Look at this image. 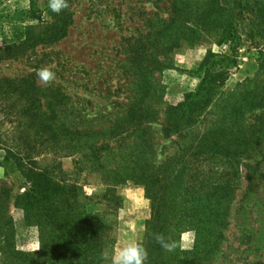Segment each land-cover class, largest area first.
Here are the masks:
<instances>
[{"label":"rangeland","instance_id":"rangeland-1","mask_svg":"<svg viewBox=\"0 0 264 264\" xmlns=\"http://www.w3.org/2000/svg\"><path fill=\"white\" fill-rule=\"evenodd\" d=\"M68 2L0 0V264H264V0ZM15 160L76 194L37 203Z\"/></svg>","mask_w":264,"mask_h":264},{"label":"trees","instance_id":"trees-1","mask_svg":"<svg viewBox=\"0 0 264 264\" xmlns=\"http://www.w3.org/2000/svg\"><path fill=\"white\" fill-rule=\"evenodd\" d=\"M243 11H244V8L241 6L240 11L238 12L239 16L243 15ZM228 56H229L228 54H223V55L219 56V59L221 60V62H223ZM209 73H210V71H205V73L203 74V76L201 78V82L199 83L195 93L194 94L190 93L187 96L186 101L182 100L179 103L178 110H180L182 108L181 111L184 112L187 109V107H191L194 105V95L198 96L200 94V91L208 83ZM189 97H191V99H189ZM179 117H180V115L178 116V118ZM181 117L183 118V116H181ZM7 153H11V152L9 150H7ZM15 163H16L15 165L19 167L22 176H24V178L27 180V182L29 184V188H28V191L26 194L28 196H30L31 198L37 200V203H43L44 206L51 203L50 198H51L52 191H57L59 194H68V193H71L73 195L76 194L74 186H72V185L60 186L58 183L53 182L44 173L35 170V168H33L30 164H29V166H25L19 160H15ZM59 197H60V195H59ZM62 200H64V199H62ZM47 209H49V208H47ZM54 211L59 212V209L57 208ZM54 211L51 210V215L49 216L51 224H53V225L55 224L57 226L62 224L63 228H65L64 229L65 231L72 232V233H80L81 239L83 238V241L86 240V238H88L91 233H93L92 237H97L96 231L93 232V230H91V228H90L91 226H84L86 223L85 222L86 218H88V216H86V214L78 217L77 218L78 222H77L76 219L69 218L68 215L64 214L63 212H59L58 214H55ZM79 222H81V224Z\"/></svg>","mask_w":264,"mask_h":264},{"label":"clouds","instance_id":"clouds-1","mask_svg":"<svg viewBox=\"0 0 264 264\" xmlns=\"http://www.w3.org/2000/svg\"><path fill=\"white\" fill-rule=\"evenodd\" d=\"M68 0H48L50 11L60 14L69 8ZM38 83L47 87L56 80V72L45 66L41 67L37 73ZM155 240L167 252H174L177 248L175 241L166 239L163 234H155ZM102 258L109 264H146L148 251L140 242H130L126 245L114 249L111 254L101 253Z\"/></svg>","mask_w":264,"mask_h":264}]
</instances>
